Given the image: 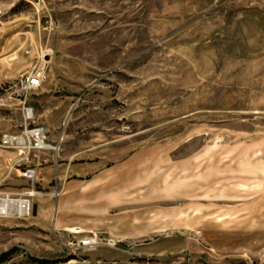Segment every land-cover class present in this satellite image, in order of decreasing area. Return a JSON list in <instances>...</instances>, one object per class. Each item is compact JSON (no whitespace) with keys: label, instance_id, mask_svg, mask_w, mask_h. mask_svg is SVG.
I'll return each instance as SVG.
<instances>
[{"label":"rangeland","instance_id":"obj_1","mask_svg":"<svg viewBox=\"0 0 264 264\" xmlns=\"http://www.w3.org/2000/svg\"><path fill=\"white\" fill-rule=\"evenodd\" d=\"M38 128L32 166L0 146L32 207L3 202L0 264H264V0H0V144Z\"/></svg>","mask_w":264,"mask_h":264},{"label":"built area","instance_id":"obj_2","mask_svg":"<svg viewBox=\"0 0 264 264\" xmlns=\"http://www.w3.org/2000/svg\"><path fill=\"white\" fill-rule=\"evenodd\" d=\"M46 79H47V64L45 62H41L36 68L33 69V71H31L21 81V87H20L21 94L22 93L24 94L25 102H26V99L29 93L38 90L43 85V83L46 81ZM32 113H33V108L26 109L27 118H31ZM37 130L44 131V129H39V128L35 130H31V131H37ZM31 131H28V132H31ZM20 137L22 136L17 137V136L5 135L3 137V140L0 146L7 147V148L21 147V151L26 150L27 152H31L32 150L41 149L45 147L46 135L43 138H40L39 135L31 136V139L27 142V144H29L28 146L27 144H23L22 142L19 141ZM25 175L28 176L29 178L34 179L36 176L35 170H28L25 173ZM31 209H32L31 204H29V206L26 208V212L24 213L23 211H21V213L24 215H28L31 213ZM76 233L82 234L83 231H81V229H78ZM99 245H101L100 239L95 234L91 236H85L83 239L79 241V247L83 249H94L98 247Z\"/></svg>","mask_w":264,"mask_h":264},{"label":"crops","instance_id":"obj_3","mask_svg":"<svg viewBox=\"0 0 264 264\" xmlns=\"http://www.w3.org/2000/svg\"><path fill=\"white\" fill-rule=\"evenodd\" d=\"M39 90L32 92V94L27 97L26 101L32 100L36 94H39L41 92ZM21 104H25L24 99L21 100ZM23 111H24V107H23ZM31 153L32 155L21 154V159H18L17 162L21 161V166L22 165L32 166L31 164L36 163L37 161L36 157H39V154H42L44 152L33 150ZM175 248L176 246L174 244L172 245L168 241L157 240L151 243L150 245H147L146 247L143 246L140 249H137V252H133V254L136 255L135 258H144L145 260L150 261L148 262V264H151V260L153 259H163L169 256L170 254H173V251L175 250ZM157 264H164V263L161 262Z\"/></svg>","mask_w":264,"mask_h":264},{"label":"bare ground","instance_id":"obj_4","mask_svg":"<svg viewBox=\"0 0 264 264\" xmlns=\"http://www.w3.org/2000/svg\"><path fill=\"white\" fill-rule=\"evenodd\" d=\"M39 135L40 138H43L46 133L45 131H31V132H27L26 136H22L19 138V141L22 142L23 144H26L30 139L31 136H36ZM45 146L48 147L47 144H45ZM29 195L34 196L35 192H30ZM3 202L4 204V209L6 211H23L24 213L26 212V208L29 206V204H31V201L28 199H18V200H14V199H0V211L4 212L5 210H2L3 208ZM78 230H76L75 232H77ZM83 231V230H81Z\"/></svg>","mask_w":264,"mask_h":264},{"label":"water","instance_id":"obj_5","mask_svg":"<svg viewBox=\"0 0 264 264\" xmlns=\"http://www.w3.org/2000/svg\"><path fill=\"white\" fill-rule=\"evenodd\" d=\"M36 210V209H35Z\"/></svg>","mask_w":264,"mask_h":264}]
</instances>
